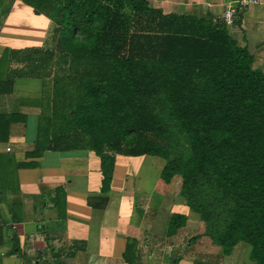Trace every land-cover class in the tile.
Listing matches in <instances>:
<instances>
[{
  "label": "trees",
  "instance_id": "trees-1",
  "mask_svg": "<svg viewBox=\"0 0 264 264\" xmlns=\"http://www.w3.org/2000/svg\"><path fill=\"white\" fill-rule=\"evenodd\" d=\"M11 1L0 0V26ZM21 1L52 21L42 45L0 57V91L11 93L17 78L43 82L28 155L50 144L95 151L103 193L117 154L159 156L161 179L182 177L181 196L222 253L247 242L264 264V72L248 47L221 19L149 0ZM186 221L173 213L168 233Z\"/></svg>",
  "mask_w": 264,
  "mask_h": 264
},
{
  "label": "crops",
  "instance_id": "crops-1",
  "mask_svg": "<svg viewBox=\"0 0 264 264\" xmlns=\"http://www.w3.org/2000/svg\"><path fill=\"white\" fill-rule=\"evenodd\" d=\"M239 1L154 0V7L216 20L226 4ZM51 23L21 0L11 1L0 26V57L7 48L42 45ZM228 29L264 72V6L246 7ZM1 90L0 264H203L197 262L200 258L215 264L220 246L181 196L182 177L176 175L170 183L161 179L166 161L117 154L111 188L103 193L95 151L47 148L41 157L28 155L36 146L42 80L17 78L11 93ZM90 197L105 202L94 198L91 204ZM165 205L169 218L173 213L187 216L172 234L169 225L154 226ZM192 220L199 226H191ZM191 238L198 245L184 248ZM242 245L251 251L250 244L240 242L231 254L221 255L226 257L222 264H244Z\"/></svg>",
  "mask_w": 264,
  "mask_h": 264
},
{
  "label": "rangeland",
  "instance_id": "rangeland-1",
  "mask_svg": "<svg viewBox=\"0 0 264 264\" xmlns=\"http://www.w3.org/2000/svg\"><path fill=\"white\" fill-rule=\"evenodd\" d=\"M150 1V5L151 6H156V3L154 2V0H149ZM41 40H39L38 42H40ZM0 48H3V46H1ZM160 158L161 162H165V160L161 157H158ZM158 167V166H156ZM178 183V184H177ZM176 185H178L180 187V182L177 180L176 181ZM196 214V213H195ZM192 221H195V220H192ZM169 222H170V218H169V213H168V207L165 205L164 207L160 208L158 210V213H157V218L155 219V223H154V226H168L169 225ZM205 223V222H204ZM192 225L191 226H199V221H195V222H192L191 223ZM206 224V223H205ZM188 226V225H187ZM196 242V238L194 239H190V242H188V247L189 246H192V247H195L197 246L198 244L195 243ZM192 244V245H191ZM220 250L218 251L219 252V256H218V259H213L214 260V263L215 264H222V261H224L223 259H225L226 257H221V255H224L222 253V249L221 247H218ZM241 251H240V254L243 255V259H244V264H255L249 257L248 255L250 254V247L246 246V245H242L241 246ZM217 251V250H216ZM215 250L211 252V254H215L217 253ZM201 252L200 251L198 253V258L199 256L201 255ZM198 263H203V264H210V263H207L206 260L203 261L202 258H200L198 261Z\"/></svg>",
  "mask_w": 264,
  "mask_h": 264
},
{
  "label": "built area",
  "instance_id": "built-area-1",
  "mask_svg": "<svg viewBox=\"0 0 264 264\" xmlns=\"http://www.w3.org/2000/svg\"><path fill=\"white\" fill-rule=\"evenodd\" d=\"M252 5L264 6V0H240L236 3H228L225 5L224 13L220 19L227 26H232L235 24L240 12Z\"/></svg>",
  "mask_w": 264,
  "mask_h": 264
},
{
  "label": "water",
  "instance_id": "water-1",
  "mask_svg": "<svg viewBox=\"0 0 264 264\" xmlns=\"http://www.w3.org/2000/svg\"><path fill=\"white\" fill-rule=\"evenodd\" d=\"M48 148L51 149V148H52V145L50 144V145L48 146Z\"/></svg>",
  "mask_w": 264,
  "mask_h": 264
}]
</instances>
